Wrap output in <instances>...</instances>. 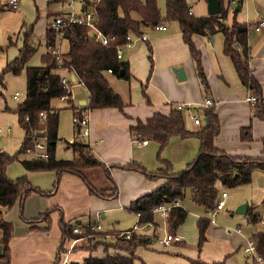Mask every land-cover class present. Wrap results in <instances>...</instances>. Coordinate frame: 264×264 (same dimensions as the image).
I'll return each mask as SVG.
<instances>
[{
  "label": "trees",
  "instance_id": "trees-1",
  "mask_svg": "<svg viewBox=\"0 0 264 264\" xmlns=\"http://www.w3.org/2000/svg\"><path fill=\"white\" fill-rule=\"evenodd\" d=\"M244 0H237L242 6ZM220 13L218 15L195 17L189 14L191 5L187 0H165V15L161 17L157 6V0H99L93 4L95 13V25L97 29L108 38V44L103 45L91 35L89 27L74 24L64 35L68 48L63 53L60 66L66 68L70 74L76 76L88 92V102L85 105H74L67 103L73 111V115L95 109L115 108L123 112L126 103L121 96L115 92L108 83L107 74L130 81L132 75L129 72L128 62L117 58V48L126 44V37H141L142 34L152 26L162 23L177 22L183 42L186 44L189 55L194 61L196 73L205 91H208V83L201 65L200 51L196 48L193 38L199 36H211L221 33L224 37L223 53L230 59L236 75L240 82L248 90L255 94L256 102L253 106V116L257 117L264 124V104L261 86L252 75L248 59V28L246 23H239L235 19L227 26L224 19L227 17V10L223 9V0H219ZM3 8L0 7V12ZM234 14L239 10L233 9ZM136 15L137 17H134ZM54 16V15H53ZM51 17V16H50ZM32 26L26 27L23 31V44L18 50V55L7 62L0 70V85L4 87L5 75H19L23 69L26 72V93L25 98L16 106L14 113L17 116L18 124L23 133V140L20 144V152H25L36 134L42 132L47 159L22 160L21 166L27 173L52 172L55 175L54 187L58 184L60 176L64 173L72 174L87 187L90 194L105 200L114 199L117 196L118 188L105 165L100 162L90 150V146L82 141L68 144L72 149L73 158L62 160L55 157L58 115L59 110L53 106V102L67 93L61 84V73L58 72L59 62L55 55L47 51L42 56V64L38 67H26L28 60L35 54L37 49L30 43L32 37ZM46 49L54 46L58 39V32L47 27L44 33ZM239 42L240 47L234 46ZM149 61L151 62V47L148 48ZM123 75L120 77V72ZM2 94V93H1ZM43 115V117H42ZM202 122L195 131L186 129L182 112L170 107L168 113L156 112L144 121L135 120L129 129L133 138L140 142L154 141L159 144L157 158L161 160L160 154L169 139L173 136L180 138L195 137L199 141V150L196 157L186 167L177 173L171 172L167 164L165 170L148 172L143 166L136 162H130L125 166H115L126 170L142 173L149 180L162 179L164 183L152 191L130 203L128 210L137 216V225H144L153 222V209L160 205L182 201L186 192L189 191V199L200 207L205 213L214 209L219 195V186L235 187L251 182L254 170H264L263 157L233 156L217 148L214 138L218 135L220 124L213 108H204ZM242 142L252 141L250 127H243L240 131ZM264 152V136L261 139ZM18 159L17 155H9L0 152V237L1 255L0 264H12L10 240L13 237V225L3 219V214L10 210L16 203H20V217L30 224L31 231H46L50 227V215L55 207L47 209L33 220H25L23 207L26 198L31 194L41 196L51 195V192L42 191L31 185L27 176L16 179H9L6 170L9 164ZM101 169L102 177L99 184L95 185L88 177L90 169ZM247 218L255 222L258 215L253 213V208L247 207ZM139 215V216H138ZM188 212L181 207H173L169 210L165 219L167 230L175 231L186 219ZM46 221V226L38 228L35 226L40 220ZM68 225L60 219L61 239L53 264H58L61 254L67 251L65 243L73 239L86 238L92 242L94 238L103 232H94L87 235L74 234L72 228L80 224ZM209 219L199 217L196 222L198 232V248L206 241V230L209 226ZM130 231V238L119 234L123 231L111 232L114 242L112 246L119 251L128 253L129 256L107 253L103 257H93L94 248L84 247L88 253L81 264H133L134 253L137 248H148L153 243V237L144 234L133 228ZM253 241L256 253L261 257L264 264V232H257L250 238ZM99 243V242H96ZM78 249L77 247L74 248ZM78 264V263H72ZM189 264H223L207 263L199 258L191 260Z\"/></svg>",
  "mask_w": 264,
  "mask_h": 264
},
{
  "label": "crops",
  "instance_id": "crops-1",
  "mask_svg": "<svg viewBox=\"0 0 264 264\" xmlns=\"http://www.w3.org/2000/svg\"><path fill=\"white\" fill-rule=\"evenodd\" d=\"M54 1L55 2L52 1V3H47L52 9L54 6L51 4L56 3L55 6L57 8L54 13L53 10H51L49 16L57 15L64 10L63 0ZM204 2L207 5V0H204ZM0 7L3 8L1 12L6 10V0L3 4L0 3ZM14 14L17 13L14 12ZM192 15L194 16L193 11ZM6 16H8L7 21H9L11 18L9 15ZM256 21L257 20L251 23L248 21V64L252 75L261 86L264 104V28L256 32L253 29V25ZM245 23H247V20ZM47 24L48 21L46 22V27ZM165 27L166 30L161 32L163 45H155L159 50H154L153 55V48L151 47V60L153 59L152 56L154 60L151 61L153 65H151V72L147 75L148 77L143 67L140 69L138 68L137 62L138 60L142 61L141 51L143 46L141 45L149 41L145 32L154 29H147L143 33V35L146 36V40L136 36L132 37L131 45L122 50V58L120 60H127L129 72L132 75L131 79L138 77L141 82L144 81L146 77L148 79L150 88L147 91L146 99L140 97L136 90L130 94L127 92V95H124L119 89V91L115 90L113 88V82L122 86L118 81H123V79L117 80L115 76H109L110 78L107 77L109 85L121 96L122 100L127 105L124 111L121 112L115 108L87 111L90 131L89 135L84 137V141H81L90 146L91 153L105 165L115 181L118 188L116 198L105 200L90 194L82 180L69 173L62 174L55 187L54 180L52 184L55 189L47 191L42 189L41 182L43 181L40 179L36 180V175L49 172L31 173V178H28L31 185L42 191L51 192V195L41 196L35 193L29 195L23 207L25 220H33L49 208L55 207L56 209H54L50 215V227L49 230L46 231L30 230V224L19 217V202H16L10 210L3 214V219L7 222H11L13 225V237L9 243L12 264H53L60 245L61 226L59 221L61 218H63V222L68 225L72 223L73 220H79L80 224L96 222L97 220L91 221L92 215L101 214L103 209L109 207H124L128 210L131 202L145 194L151 193L164 183L162 179L149 180L142 173L115 166H125L130 162H136L143 166L148 172H156L165 170L167 166L165 162H167L171 167V172L177 173L182 171L186 165L196 157L199 150V141L197 138H180L178 136H173L162 150L160 154L161 160L158 159V143L154 141L140 142L132 137L129 127L134 124L136 119L144 121L156 112L166 114L170 107L176 104H190L192 106H197V109H201L200 104L206 98H209L214 102L211 108H213L217 115L220 124L219 133L214 138L215 146L233 156L262 157V155H264L261 141V138L264 136V124L257 117L253 116V106L246 101V97H254L255 94L242 85L230 59L223 53V35L219 33L222 37L221 40L219 39L218 33L211 36L196 35L193 38L196 48L200 51L202 68L207 78L208 91H205L196 73L194 61L190 57L188 48L182 40L180 29L174 34L166 35L163 34L168 30L166 25ZM13 29L12 26H7L5 28V34H10ZM10 37L11 35H8V38ZM135 45H138L136 51L128 52L126 56L127 59H124L126 55L124 50H129ZM128 58H131V66ZM160 59L162 60L161 65H159ZM177 68H181L184 72L185 79L182 81H179L177 75L173 72V69ZM138 70H140V72H138ZM60 73L65 74V71H60ZM83 101H85L86 104L88 102L87 91L86 97L78 99L77 105L81 104ZM71 104H73V101ZM246 126L250 127L252 141L258 140V142H256L258 143L257 149H255V143L252 141L242 142L240 140V131ZM185 127L190 131H195L199 128L198 125L194 124L191 128H188L186 125ZM5 131L9 133L6 128ZM74 131L73 136L76 134L75 127ZM53 179H55V175L54 178L50 176L48 180L52 182ZM182 201H180V204L183 207ZM82 216L83 218L80 219ZM152 224L150 229L153 233L160 228H164L165 231H168L165 220L161 218L159 214H154ZM35 226L43 228L46 226V221L41 219ZM209 228H211L210 225L206 233H208ZM1 235L2 233L0 231V237ZM153 236V242H157L156 235L154 234ZM251 236H242L239 230H235L232 234V249L230 250L238 246L244 247L243 244L247 239H250ZM70 243L71 241L65 243L67 249L70 247ZM178 243L174 245H179ZM150 247L152 248V244L149 245L148 248H137L135 254L140 250L146 251ZM72 251L73 250H71V252ZM201 251V258L205 262L211 263L207 257L203 256L204 247ZM74 252L77 255L70 258V262H73L72 260H78L76 257L80 258L82 256V258H84L88 256V253L85 251L79 250ZM79 253L80 255H78ZM74 263L77 262L74 261ZM184 264H189V262H184Z\"/></svg>",
  "mask_w": 264,
  "mask_h": 264
},
{
  "label": "rangeland",
  "instance_id": "rangeland-1",
  "mask_svg": "<svg viewBox=\"0 0 264 264\" xmlns=\"http://www.w3.org/2000/svg\"><path fill=\"white\" fill-rule=\"evenodd\" d=\"M5 0H0L3 4ZM55 2L54 0H52ZM51 0H20L18 6L14 10H9L6 8L4 12L0 13V70L3 68L6 62L13 60L18 55V50L23 44V31L26 27L32 26V37L30 43L34 46L37 51L28 60L26 67H38L42 64V56L46 52L45 44V28L46 22L50 21L51 17L49 12L53 10V13L57 9L55 4L48 6L47 3H52ZM187 2L192 6V11L195 17H203L207 14V5L204 0H187ZM231 0H223V9L227 7V17L224 22L227 26H230L231 21L235 15L236 21L239 23H245L250 21L254 22L260 18L264 17V0H244L242 3V8L236 14H234L233 9L237 5V0L230 3ZM157 6L160 10L161 17L165 15V0H157ZM16 12L17 14H14ZM11 13V14H9ZM11 18L7 21V18ZM51 15V14H50ZM134 17H137L134 15ZM167 26V32L163 33L166 35L174 34L179 30V25L177 22H169L165 24ZM7 26H12L14 29L10 32V38L5 34V28ZM148 37V42H145L141 46L142 56L141 60H138V68H144L146 70V76L151 72V62L149 61V51L148 48L152 47V55L154 50H159L155 45H163V39L161 32L155 30H148L145 32ZM219 39L221 40V35L218 33ZM223 40V39H222ZM138 45H135L131 49L124 50L126 54L124 59H127L128 52L136 51ZM68 45L65 40H62L60 44V51L65 53L67 51ZM162 48V47H161ZM127 51V53H126ZM152 60L154 57L152 56ZM124 62L127 60H123ZM131 66V58H128ZM162 64L160 59L159 65ZM202 65V61H201ZM155 67V62H154ZM154 69V68H153ZM140 72V70H138ZM113 76L112 74L106 75ZM148 77V76H147ZM140 81L139 78L131 79L130 81L124 80L118 82L122 85L119 86L116 82H113V88L117 91H122L124 95L127 92L130 94L136 90L140 97L146 99L147 91L149 90L148 79ZM112 78V77H111ZM26 72L25 69L19 75H12L10 73L5 75L4 87L0 85V128L3 132L0 134V152L7 153L9 155H17L18 159L7 167L6 175L9 179H16L21 176H27L31 178V173H26L21 166L22 160L33 159L34 154L29 152H20V144L23 140V133L18 124L17 116L14 113L16 106L25 98L26 93ZM119 89V90H118ZM2 93V94H1ZM73 94V104L77 105L78 99L86 97V90L75 85L72 88ZM127 97V96H126ZM85 100V99H84ZM67 103H61L58 100L53 102V106L59 110V124L57 132V142L55 157L62 160H71L73 158L72 149L68 146L67 141L73 138L74 127L72 123L73 111L67 106ZM199 105V104H198ZM191 112L193 114L199 115V118L203 122V111L204 108L197 109V106H192ZM184 116L185 125L188 128L193 127L192 120L189 118V112L185 110L182 112ZM10 127L9 133L5 131V128ZM262 139V138H261ZM81 140L84 141V138ZM255 143V149L258 147V140H253ZM198 153V152H197ZM197 155V154H196ZM264 155H262L263 157ZM36 180L40 179L42 183V189L44 190H54L53 181L49 182L50 176L54 178L53 173H43L36 175ZM88 177L95 184L98 185L99 179L102 177L101 169H90L88 172ZM47 178V179H46ZM45 180V181H44ZM48 181V183H47ZM51 185V186H50ZM224 191L227 197L223 200V209L219 211L213 217V224H209L208 233L205 234L207 241L198 248V232L196 227V222L199 217L211 218V213H205L200 207L195 205L189 199V191L186 192V196L182 201L183 208L188 212L185 221L175 230L172 231L174 235L179 237V240L172 242L169 246L165 247L157 242L152 243V248L150 247L146 251L140 250L134 253L133 264H184V262H190L191 260L199 259L204 261L202 257V249L204 247V257H207L210 262L223 263V264H258L245 253L244 247H236L232 249V234L235 230H239L240 234L245 237H250L252 234L257 232H264V170H254L252 174L251 182L248 184H243L235 187H221L219 186L218 200H221L220 193ZM245 204L247 207L253 208V213L258 215V219L255 222H250L247 218V214H238L236 210L239 206ZM23 210V217H24ZM20 217V210H19ZM21 218V217H20ZM83 216L80 218L82 219ZM88 219L87 217H84ZM96 218V219H95ZM212 219V218H211ZM97 220L104 233L100 234L92 242H88L85 238L76 239L75 245H73L72 252L69 254L68 260L76 256L74 251H84V247L94 248L92 250L93 257H103L107 253H119L124 256H129L128 253L116 250L112 244L114 242L111 232L123 231L131 229L136 226L137 216L132 212L128 211L124 207L120 208H106L103 209L101 214H94L91 217V221ZM73 220L70 225H74ZM141 229V228H140ZM140 232L153 236L156 235L157 239H162L163 236L169 231H165L164 228L157 229L156 232L150 228L142 227ZM99 242V243H96ZM180 242V243H178ZM178 243L179 245H174ZM245 246V243L243 244ZM78 249H74V248ZM80 255V253L78 254ZM66 255L61 254V260L64 259ZM67 258V257H66ZM78 264H81L83 258L76 257Z\"/></svg>",
  "mask_w": 264,
  "mask_h": 264
},
{
  "label": "built area",
  "instance_id": "built-area-1",
  "mask_svg": "<svg viewBox=\"0 0 264 264\" xmlns=\"http://www.w3.org/2000/svg\"><path fill=\"white\" fill-rule=\"evenodd\" d=\"M99 0H63L64 2V10L51 17L50 21L48 22L49 27L53 28L58 32V39L55 43L54 46L48 47L47 51L55 55L56 60L59 62L58 68L59 72L60 71H65V74L61 75V84L63 88L66 89L67 93L61 97H59L57 100L61 103H69L73 101V94H72V88L75 85L82 86V83L77 80L76 76L73 74H70L69 71L66 68H62L60 66L62 58H63V52L60 51V44L62 40H64V35L65 32L74 24H79V25H85L89 27L91 31V35L94 36V38L99 41L103 45L108 44V38L104 36L96 27L95 25V13L93 9V4L97 3ZM19 0H6V8L7 9H16L18 6ZM234 0H231L230 3H233ZM227 7L224 8V10ZM189 14H192V10H189ZM246 26L248 28L249 23H246ZM264 28V17L258 19L255 24L253 25V29L256 32H259L261 29ZM151 29H154L155 31L163 32L166 30L165 24L159 23L151 27ZM248 33V32H247ZM143 40H146V36L142 34L140 37ZM131 39L132 36L128 35L126 37V44L123 47L117 48V58L121 59L122 58V50L125 47H128L131 45ZM234 46L239 48L240 44L239 42H235ZM111 71L108 70V73ZM71 75L74 76V81L71 80ZM246 101H248L251 105H253L256 102L255 97L253 96H248L246 97ZM214 105V102L206 98L201 104V108H211ZM175 110L178 112H185L187 110L189 112V118L192 120L194 125H201L202 120L199 118V115L193 114L191 112V107L190 104H176L173 106ZM43 117V115H42ZM72 123L74 127L76 128V134L73 136L72 139L67 141V144H73L74 142L81 141L82 138L87 137L89 135L90 131V126H89V118H88V113L87 111L82 112L79 115H73L72 116ZM7 131H10V127L6 128ZM2 130L0 128V134L2 133ZM25 152H29L31 154H34V158L37 159H47L48 153L46 150V144L44 142V139H39L38 137L33 138L31 144L26 148ZM227 194L226 192L222 191L220 193V198L221 200L216 201L214 209L210 211L211 213V218L209 219V223L213 224V217L223 209V200L226 198ZM173 207H181L180 201L177 200L173 203L166 204V205H160L157 206L153 209V214H159L161 218L164 220L167 217V214L169 210ZM139 216V215H138ZM264 224V223H263ZM152 222H148L144 225H136L133 229L134 230H139L142 227H148L150 228L152 226ZM72 231L74 234L77 235H87L90 233L94 232H103L104 229L96 223V222H90L88 224H78L75 225L72 228ZM130 231H123L119 235L124 236L125 238H130ZM179 240V237L174 235V233H166L162 239H157V242L160 245H163L165 247L169 246L172 242H176ZM76 242V239H73L70 243V247L67 249V251L63 254L66 255L63 260L60 259L58 264H72L68 260V255L70 254L74 243ZM244 251L246 254H248L249 257L253 258L255 262L258 264H263L261 257L256 253L254 249V244L253 241L250 239H247L245 242L244 246ZM67 257V258H66Z\"/></svg>",
  "mask_w": 264,
  "mask_h": 264
},
{
  "label": "water",
  "instance_id": "water-1",
  "mask_svg": "<svg viewBox=\"0 0 264 264\" xmlns=\"http://www.w3.org/2000/svg\"><path fill=\"white\" fill-rule=\"evenodd\" d=\"M236 10H241L240 5H236ZM220 13V4L219 0H207V15H218ZM173 72L177 75L178 80L182 81L185 79L184 72L181 68L173 69ZM123 75V71L120 72V77ZM71 80L74 81V76L71 75ZM86 102L83 101L81 105H85ZM204 122H206V118L203 119ZM43 133L39 132L36 134V137L43 138ZM247 206L245 204L239 206L236 210V213L238 214H245L246 213ZM0 255H1V246H0Z\"/></svg>",
  "mask_w": 264,
  "mask_h": 264
}]
</instances>
